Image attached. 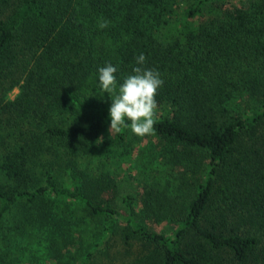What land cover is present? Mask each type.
Instances as JSON below:
<instances>
[{"label":"trees","instance_id":"1","mask_svg":"<svg viewBox=\"0 0 264 264\" xmlns=\"http://www.w3.org/2000/svg\"><path fill=\"white\" fill-rule=\"evenodd\" d=\"M233 1L185 0L182 7L171 0H0V92L25 80L21 116L31 120L32 142L42 140L35 148L40 154L43 141L89 138L106 126L113 94L102 90L98 70L107 64L117 69V91L135 67L158 72L163 84L152 132L208 153L205 180L172 235L140 225L132 198L125 199L132 235L152 246L143 264H264V78L239 85L222 66L235 58L248 66L264 60V27L250 11L225 10ZM140 54L143 65L136 63ZM8 106L0 96V111ZM88 112L100 120L80 126ZM31 144L18 143L0 157L6 181L31 180ZM45 178L33 192L0 185V221L19 202L44 196L80 203L92 219L119 216L111 203L86 196L83 186L59 187L50 171ZM0 264L13 263L0 255Z\"/></svg>","mask_w":264,"mask_h":264},{"label":"rangeland","instance_id":"2","mask_svg":"<svg viewBox=\"0 0 264 264\" xmlns=\"http://www.w3.org/2000/svg\"><path fill=\"white\" fill-rule=\"evenodd\" d=\"M171 1L186 5L185 0ZM263 5L261 1L251 4L235 0L224 9L230 13L252 12L261 28L264 13L257 12V7ZM200 51L195 55L202 61L206 54L201 56ZM249 64L235 58L222 66L231 79L245 85L264 78V60ZM43 67L44 63L40 72ZM207 79H214L212 66ZM24 82L21 78L20 84L8 85L7 90L0 92L11 109L0 111V157L14 151L18 143L31 142L32 178L22 184L6 181L0 175V185L5 191L33 192L45 185V173L50 171L59 187L81 185L86 196L111 203L119 216L92 219L80 203L51 196L38 197L33 203L21 201L0 221V255L9 256L13 264H143L152 246L132 235L125 199L132 198L140 225L151 232L172 235L205 180L208 153L169 143L153 132L136 136L130 128L124 132V141H119L123 128L111 135L109 118L98 135L70 142L43 141L40 154V149L35 148L40 147L42 140L32 142L27 136L33 130L31 120L21 116ZM100 118L101 114L88 112L78 121L80 126H89ZM49 120L45 116V121ZM35 131L40 133L41 129Z\"/></svg>","mask_w":264,"mask_h":264},{"label":"clouds","instance_id":"3","mask_svg":"<svg viewBox=\"0 0 264 264\" xmlns=\"http://www.w3.org/2000/svg\"><path fill=\"white\" fill-rule=\"evenodd\" d=\"M100 27H107V23H101ZM145 60V56L140 54L136 58V63L143 65ZM116 71L117 69L111 64L98 70L102 90L105 93L113 94L110 95L112 103L109 109V132L111 135L118 133L123 127L130 128L136 136H146L153 131L157 108L155 97L163 81L158 72L135 67L134 74L126 77L117 91ZM126 121H130V123Z\"/></svg>","mask_w":264,"mask_h":264}]
</instances>
